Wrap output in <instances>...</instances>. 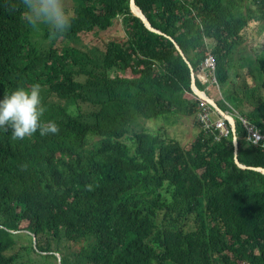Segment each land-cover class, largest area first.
Instances as JSON below:
<instances>
[{"label": "trees", "instance_id": "trees-1", "mask_svg": "<svg viewBox=\"0 0 264 264\" xmlns=\"http://www.w3.org/2000/svg\"><path fill=\"white\" fill-rule=\"evenodd\" d=\"M74 1L71 27L50 39L20 0H0V99L39 83L43 120L59 128L23 140L0 128V264L17 263L24 247L49 264L58 255L62 264H264V144L251 145L237 122L242 169L235 140L216 142L197 120L185 145L201 101L177 47L204 93L199 76L214 56L209 96L264 134V78L253 90L233 79L251 22L264 24V0H136L161 35L132 0ZM120 19L126 40H85ZM259 66L264 76V58Z\"/></svg>", "mask_w": 264, "mask_h": 264}, {"label": "clouds", "instance_id": "clouds-1", "mask_svg": "<svg viewBox=\"0 0 264 264\" xmlns=\"http://www.w3.org/2000/svg\"><path fill=\"white\" fill-rule=\"evenodd\" d=\"M20 3L30 26L34 30L46 26L50 39L63 37L71 27L63 0H20ZM41 92V85L34 83L5 93L0 99V128L10 131L12 139L23 140L37 132L42 137L58 133L59 128L54 121L43 120L46 109Z\"/></svg>", "mask_w": 264, "mask_h": 264}, {"label": "rangeland", "instance_id": "rangeland-1", "mask_svg": "<svg viewBox=\"0 0 264 264\" xmlns=\"http://www.w3.org/2000/svg\"><path fill=\"white\" fill-rule=\"evenodd\" d=\"M64 2V7H65V10L67 12L71 11V10H74V5H75V1L74 0H63ZM253 5V1L252 0H249V6L251 7ZM255 12L258 13L261 17V14L259 13V9L258 7H255ZM253 23H256L258 25L254 26V28L248 30L246 32V39H247V45L243 46L241 51H238L236 56H235V60L236 58L239 59V61L243 62L245 65H247V61L248 59L250 58V56L253 57L254 59V64L251 66V64H249V68H260L259 64H260V60H261V56L259 51L256 49L255 45L257 44V42L259 41V39L264 35V24L262 23V26L259 25V21L258 20H255L253 22H251V24ZM44 28H40L41 32L40 34L43 36L44 35V32L43 30L46 32L47 31V27L46 26H43ZM127 39V33H126V30H125V27L123 25V19H120L117 21V24L114 28L110 29L109 31L107 32H101V33H94L92 35H86L85 36V40L90 43V42H94V43H98V45L102 46V47H105L106 44L110 41H113V40H120V41H124ZM247 55H250L247 57ZM243 58H245L244 60H242ZM238 64V62H237ZM238 68H241V65H238L237 66V69ZM244 68L242 69H239L237 71H233V79H234V83L236 84V79L238 78H241V72L240 70H243ZM130 73V72H129ZM119 75H124V76H127L129 75L128 73H126V75L121 71H112L111 72V76L113 78H116L118 77ZM243 76V79H246ZM236 78V79H235ZM241 79V80H243ZM238 84H243L242 82L239 81V83H237L236 85L237 86H240ZM236 86V87H237ZM243 86V85H242ZM224 91H227V89H224ZM222 96V94H221ZM159 123H161L160 121H152V122H149V123H144L145 126L147 128H149L150 130H155L157 129L156 126L159 125ZM142 126L144 127V125L142 124ZM197 129V119H191L189 120L188 122H186V125L185 127L183 128V130L187 131V134H181V137L186 144H189L191 142H193L196 137H195V134L193 132H195V130ZM183 130L181 132H183ZM198 131V130H197ZM20 244L24 247L28 244H30V240L28 239V237L26 235L23 236V238L20 240ZM22 254L21 257L19 259V261L15 264H33V261L36 262L37 264H49L48 261L46 260V258L38 255L37 253H35L34 251L30 250L29 252L25 249H23L22 251ZM59 257H61V255H58V260L57 259H52L51 262H53L54 264H60L62 262H60L59 260ZM61 260H62V257H61Z\"/></svg>", "mask_w": 264, "mask_h": 264}, {"label": "built area", "instance_id": "built-area-1", "mask_svg": "<svg viewBox=\"0 0 264 264\" xmlns=\"http://www.w3.org/2000/svg\"><path fill=\"white\" fill-rule=\"evenodd\" d=\"M206 69L209 73H214V77L211 78L213 85H219L216 79L218 62L214 56H211L206 62ZM198 98V97H197ZM200 108L197 116L198 123L206 134L215 138L216 142L221 143L234 139L235 132L230 122L218 113L208 102L198 98ZM236 122L240 121L243 123L247 133V141L254 146H260L264 144V134L256 127H254L248 120L239 114H230Z\"/></svg>", "mask_w": 264, "mask_h": 264}, {"label": "crops", "instance_id": "crops-1", "mask_svg": "<svg viewBox=\"0 0 264 264\" xmlns=\"http://www.w3.org/2000/svg\"><path fill=\"white\" fill-rule=\"evenodd\" d=\"M256 25H258V24H256V23L251 24V28L253 29L254 26H256ZM208 46L211 50H213L216 47V43L211 41V42H209ZM255 47L260 53V55H259V56H261L260 58H264V35L259 39V41L255 45ZM241 49L239 51H241ZM248 56H250V55H247V57ZM244 59L245 58H243L242 60H244ZM237 62H238V64H237ZM249 64H251V66L254 64V59L252 56H250V58L248 59L247 65H245L243 62L239 61V59L236 58V63L233 65V68H235L234 71H237V72H239L238 71L239 69L244 68L243 70H240V72H241V75H244V77L246 78L243 80H241V78H238V79L235 78L236 84L239 83V81L242 82L243 84L247 81V84L251 87V90H253L254 88H258L257 85H258V83L262 82L264 76L261 73V70L259 68H249V67H251V66H249ZM238 65H241V68L237 69ZM199 80L205 86L208 87V91L206 92V94H208V96H209V94L216 95V93L214 91L215 86L213 85V81L211 80V77H209L207 72H202L199 76ZM237 88H238V86H237ZM263 92H264V90H263ZM248 98H252V96L249 93H248ZM228 106L230 108H233L230 105H228ZM185 125H186V123H185ZM195 132H196V130H195ZM195 132H193V133L195 134Z\"/></svg>", "mask_w": 264, "mask_h": 264}, {"label": "water", "instance_id": "water-1", "mask_svg": "<svg viewBox=\"0 0 264 264\" xmlns=\"http://www.w3.org/2000/svg\"><path fill=\"white\" fill-rule=\"evenodd\" d=\"M132 11L133 13L138 16L139 18H141L147 25V27L149 29H151L154 33L156 34H160L156 29H154V26L152 25V23L150 22V20L148 19V17L145 15V13L143 12V10L138 6L137 4V1L136 0H132ZM178 49L180 51V53L182 54V56L185 58V60L187 61V63L190 65L193 73H194V93L196 94V96L198 98H201L202 100L208 102L218 113H220L222 116H224L229 122L230 124L232 125V128L234 129V132H235V137H234V140H235V146H236V151H237V154H236V163L238 164V166H240L242 169H246L245 167L241 166L240 162H239V159H238V155L240 154V150H241V147H240V139L238 137V124L236 122V120L229 116L227 113H225L221 107L217 104V102L210 98L208 96V94L202 92L199 90L198 86H197V79H196V74H195V70H194V67L192 66V64L189 62V60L186 58L183 50L180 48V46H178ZM258 172L264 174V170H257ZM59 260L61 262V257H59ZM62 264V263H60Z\"/></svg>", "mask_w": 264, "mask_h": 264}, {"label": "bare ground", "instance_id": "bare-ground-1", "mask_svg": "<svg viewBox=\"0 0 264 264\" xmlns=\"http://www.w3.org/2000/svg\"><path fill=\"white\" fill-rule=\"evenodd\" d=\"M207 73H208V75H209V77H211V78H213L214 77V73H209L208 71H207ZM216 79H217V76H216ZM212 80V79H211ZM218 81V80H217ZM202 100V99H201ZM231 112H229V113H227L228 115H230V114H239L235 109H233V108H231ZM240 115V114H239Z\"/></svg>", "mask_w": 264, "mask_h": 264}]
</instances>
